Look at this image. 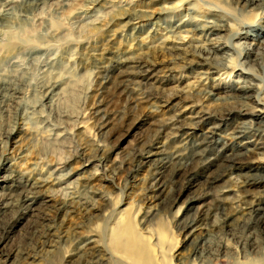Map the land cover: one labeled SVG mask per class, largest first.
<instances>
[{"label":"rangeland","instance_id":"obj_1","mask_svg":"<svg viewBox=\"0 0 264 264\" xmlns=\"http://www.w3.org/2000/svg\"><path fill=\"white\" fill-rule=\"evenodd\" d=\"M44 1L35 8L21 0H10L4 8L0 5V13L11 10L8 16L0 15V81L19 91L9 93V99L5 98L8 92L4 93L0 102V230L11 224L8 238L0 242V264H69L68 259L77 257L72 255L77 238L94 237V248H107V234L118 225V219L125 218H132L148 239L158 235L163 248H171L172 256L179 254V261L174 258L176 264L187 262L191 246L184 232L177 229L178 220H189L201 210L212 212L217 205L230 213L223 234L232 246L238 245L239 237L253 234L252 229L244 228L247 208L251 201L263 203L264 197L260 186L245 182L264 175V134L259 137L253 129H245L246 135L234 138L231 132L237 125L264 128V2L247 6L232 0ZM85 6L88 9L80 11ZM125 10L147 12L151 17L140 22L143 25L135 31L124 17ZM188 16L212 19L223 26L205 35L198 30H180L183 32L171 36V27ZM165 44L186 50L213 47L216 52L207 62L199 59L198 63V58L174 62L168 54L155 58V49ZM121 52H141L157 65L152 79L127 77L129 87L142 92L138 97L112 89L98 91L96 67ZM58 77L60 86L45 97V81ZM248 84L250 98L243 105L226 100L234 88ZM210 89L212 95L203 94ZM148 93L153 98L146 102L143 95ZM98 100L108 119L101 129L92 114ZM229 110L232 113L226 115ZM241 111L252 113L243 115ZM174 114L182 115L186 123L212 114L210 123L203 122L191 130L196 136L213 121L219 124L212 149L219 141L231 146L226 152L234 151V146L243 151L247 140L263 146L241 162L243 169H253L220 174L214 164L199 163L190 183L179 180L168 184L161 196L150 197L147 186L152 166H141L128 177L125 172L150 142L153 149H161V158L181 148L185 134L177 138L161 135L153 140L159 124ZM55 167L60 168L59 179L44 185L49 206L40 214L47 216L41 220L51 232L47 243L36 246L37 235L31 232L33 217L20 216L16 195H4L10 183L7 176L10 170L11 175L25 172L38 176ZM207 172L222 175L211 190L204 185ZM65 192L82 204L58 210ZM213 219L210 214L208 220ZM14 249L29 255L21 257ZM6 252L13 254L5 258ZM260 258L264 264V253ZM100 260L104 264L114 260L125 263L116 253L102 255ZM216 262L230 264L222 256Z\"/></svg>","mask_w":264,"mask_h":264},{"label":"bare ground","instance_id":"obj_2","mask_svg":"<svg viewBox=\"0 0 264 264\" xmlns=\"http://www.w3.org/2000/svg\"><path fill=\"white\" fill-rule=\"evenodd\" d=\"M2 1L3 2L0 3V5L4 8L7 7L8 1L10 0ZM22 1L26 3L25 4L23 2L25 6H29L30 8H32L31 6H36L40 2V5H42V2H45L44 0H21V2ZM91 1L93 0H90V2ZM232 1L236 5L243 4L247 6L255 4L257 2H264V0ZM29 7L26 8L28 9ZM27 9L24 10L27 11ZM87 9L88 7L85 6V8L81 9L80 11H86ZM4 10L3 13H0V15L8 16L7 13H9L11 10L9 12L7 10ZM21 10L23 11V9ZM123 14L124 17H127L128 19V25L131 24L132 26H134L132 28L135 29V31L143 25L140 22L151 17V15L147 12H139L134 10H125ZM135 20L136 22H133ZM222 26L223 25L221 23L215 22L212 19L203 18L197 20L193 16H188L187 18L180 20L176 23V25L171 27L172 30H169V32L171 36H176L180 30H185L184 32H186V30H198L203 32L205 35L206 32L210 33L215 30H221ZM228 41L230 42V40ZM35 49L37 48L35 47ZM155 50V58L159 56L164 57L165 54H168L174 62L181 59L183 60L184 58L186 61H190L189 58H198L196 59L197 63L200 62V60L207 62L208 60H210V57H213L215 55L216 52L213 47L207 48L204 46H198L191 50H186L180 45L169 44L162 45L161 48ZM106 61L107 62L100 63L101 65H98L96 67L95 76L97 79L98 91L104 89H112L114 92L120 91V93H128L129 95H131V97H138L142 94V92H139V89L137 88L129 87L128 83L130 79H128L127 77H145L148 79H152L157 69V65L152 64L153 62H149L148 57L146 58V56L142 55L141 52H138L136 54L122 53L120 55L109 57ZM220 64L223 65L224 63L220 62L219 65ZM49 80V82L45 81L42 87L45 89V97L46 95L48 96L52 92H54V89L60 84L61 81L59 77L58 79L52 78ZM2 81H0V102L1 98L3 96L5 97L7 92L8 94L19 92L15 91V88H12L10 85H8L9 83L6 84V82L4 83ZM249 89H251V86L249 84L238 86L237 89L234 88L233 91H231V93L226 96V100L230 102H241V104L243 105V102H245V100L248 101V99L250 98V94H247V91ZM4 93L5 95H3ZM203 94L208 96L212 95L213 92L210 89L209 91H204ZM11 96L9 94V96L5 98L9 99ZM143 97L144 99L146 98V102H149L152 100L153 94L148 93V95H143ZM256 102L260 104L259 100L257 99ZM95 103V108L92 114L96 115V120H98V128L101 129L105 124H107L108 119H106V109L105 107H103L101 101L98 100ZM262 105L264 109V104ZM255 111L260 110L256 109ZM230 113H232V110H229L226 115ZM241 113L243 115H247L251 114L252 112L241 111ZM209 115L212 114H208L205 117H203V115L197 116V118L192 120L190 123H186V120L183 118V116H180L179 114H174L163 120L159 124V129L157 130V133L153 140H157L161 135L167 136L171 134L173 138H177L179 135L185 134L181 141V148H177V150L173 154L171 153V156L167 155L166 157L161 158L159 157L162 153L161 149H153L150 142L148 146L142 148L139 154L135 155L133 164H130L131 166L129 165L130 167L126 169L125 177L133 175L141 166H146L147 168H150L152 166L153 169L149 178L150 184L149 186H147V192L149 195H151L150 197L157 198L161 196L160 194L166 192L168 184H176L179 180H182V182L184 181L190 183L189 181H191L196 176L194 168L199 163L205 164V166H207V164H214L213 167H216L220 174L222 172L224 174H227L232 170H236L238 173L242 174L243 172H249L250 170H252V167H245L243 169V165L241 164V162L243 160L251 158L253 156L252 154L256 155L258 152L255 149H262L263 146L257 147V145L252 143L251 140H247L243 142V144L247 143L245 144L246 147L243 151H241V149H236L234 146V151L226 152V147L228 148L231 146L225 141H219L221 143H219L217 148L212 149V147L216 146L218 139L216 140L215 137L217 135L219 136V133H217V131L218 129H220V125L216 124L214 121L212 122L211 126L206 127L205 132L200 133V135H193L194 132H192L191 130L197 127L198 124L201 126L203 122L210 123L214 116L210 118ZM223 115L218 116L222 117ZM245 129H253L254 135H257L259 137L264 134V128H262L261 126H256V128H253L251 125H243L242 127L237 125L233 128V131L231 133L234 135V138H237L243 136L246 133L244 132ZM240 145H242V143H240ZM147 147H151V149H146ZM240 168L242 169L241 171ZM59 172L60 168L58 167L49 169L46 174L38 173V176L32 173L26 174L25 172H16L15 174L11 175L13 171L10 170L7 176L10 183L4 195H16L17 197L15 204L18 208V213L21 214L20 216H25L26 218L30 216V219L33 217L31 222V232H34V235H37L38 241L35 240L36 246H43L45 243H47L48 237L50 235L49 232H51L49 231L47 226L42 223L41 220H45L47 216L45 214L40 216L43 210L49 206V200L45 198H48L49 195L44 192V185H46L47 182L59 179ZM220 174L216 176L213 174L214 176H212L210 172H207V174L204 176V185L206 189L211 190L214 187L215 183L218 180L217 177L219 178V176H222ZM245 174L246 173H244V175ZM245 185L260 186V188H262L261 197H264V175H258V177H256L255 179L246 181ZM63 196L65 197H62V200L58 202V210H68L73 207V204H82L79 202V199L75 200L74 197L66 192L63 194ZM80 197L83 196H78V198ZM255 202L256 201L250 202V206L247 208L246 212L248 218L246 219L244 224V228L247 230L252 229L253 234L250 233L241 238L239 237L237 246H232L229 242V239L224 236V227L229 224L228 219L230 213L227 212L222 205L215 206L212 212H208L207 209L206 211H197L189 220L179 221L181 220L179 219L177 222V229L180 230V232L183 231L185 234V238L189 240L188 246H191V255L189 254L190 260H188L187 262L182 260L178 262V264H217L216 260L221 256L223 258H226L230 264H263L260 257L264 253V202ZM4 205L8 206V203H5ZM4 205L2 206L3 208ZM210 214L214 218L212 221L208 220ZM116 223H118V225H116L114 228H111L109 233L107 234V248H94V243L96 242V239L94 237L87 236V238H77V246L74 247L75 252L74 254H72L74 256L77 255V257L75 259H68L69 264L74 260H77L78 264H104L100 260L101 256H109L111 255V253L119 254L125 260V263H123V261L121 260H114L113 264H176L174 262V258H177L179 254L172 256V249L164 247L167 250L165 252L158 235H156L155 237L153 236L154 241L148 239L147 236L142 235V232L137 229L132 218L118 219ZM10 228L11 224L9 222L2 227V229L0 230V242L8 238V232L11 230ZM199 230L201 233H197ZM202 232H204L203 235H201ZM257 232L260 234H258ZM28 245L30 246V244ZM13 252L15 254H20V256L29 255L27 251L22 252L19 249H14ZM13 252H6L3 253V255L5 258H8L10 254H13ZM240 258L244 259L240 260ZM177 260L179 261L178 258Z\"/></svg>","mask_w":264,"mask_h":264}]
</instances>
